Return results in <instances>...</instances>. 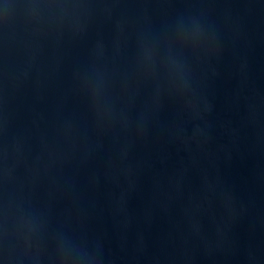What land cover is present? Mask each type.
<instances>
[{
    "label": "water",
    "instance_id": "obj_1",
    "mask_svg": "<svg viewBox=\"0 0 264 264\" xmlns=\"http://www.w3.org/2000/svg\"><path fill=\"white\" fill-rule=\"evenodd\" d=\"M0 264H264V0H0Z\"/></svg>",
    "mask_w": 264,
    "mask_h": 264
}]
</instances>
